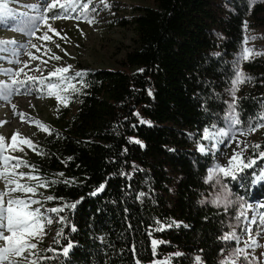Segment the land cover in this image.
Wrapping results in <instances>:
<instances>
[{
	"label": "trees",
	"instance_id": "trees-1",
	"mask_svg": "<svg viewBox=\"0 0 264 264\" xmlns=\"http://www.w3.org/2000/svg\"><path fill=\"white\" fill-rule=\"evenodd\" d=\"M151 2L136 6L130 22L135 37L121 66L88 67L83 77L87 87L70 94L67 107L55 108L50 133L38 134L33 141L37 150L31 149L23 159L35 165L42 178L58 181L40 187L45 210L84 197L74 209L52 213L54 232L43 255L49 259L40 264H136V259L150 264L166 258L170 264H194L201 249L206 264H219L232 247L218 239L227 232L226 213L199 203L213 155L198 153L196 140L213 122L202 104L223 116L224 101L231 99L226 91L231 86V62L244 39L243 22L249 24L262 7L250 8L247 0ZM213 52L221 56L213 57ZM241 68L252 77L238 96L246 125L250 117L264 113V60L244 61ZM73 83L81 87L75 77ZM135 112L152 126L139 123ZM129 137L145 146L130 143ZM257 144L259 148L253 147ZM173 148L176 151L167 150ZM261 151L264 136L246 148L244 157H259ZM69 156L74 159L69 161ZM262 169L264 158H258L242 174L241 189L251 201L264 198V181L251 184L252 173L258 175ZM71 178L76 183H63ZM101 183L105 189L89 195ZM48 195L57 199L47 201ZM173 221L181 223L158 230ZM153 239L164 241L155 256ZM68 240L74 247L67 257L50 250L61 249ZM177 251L185 255H170Z\"/></svg>",
	"mask_w": 264,
	"mask_h": 264
},
{
	"label": "rangeland",
	"instance_id": "rangeland-1",
	"mask_svg": "<svg viewBox=\"0 0 264 264\" xmlns=\"http://www.w3.org/2000/svg\"><path fill=\"white\" fill-rule=\"evenodd\" d=\"M247 1L249 2V0ZM42 2L43 0H11L4 4L10 15L0 17V40L15 39L18 43L15 56L10 52L0 51V81L10 82V76L5 70H11L12 74L15 75L16 70L22 69L23 71L20 72L18 79H24L27 76L37 78L35 83L29 81L26 86H21L19 92L14 90L9 98H0V136L5 138V143L11 142L10 138L13 132L19 133L20 137L30 138L33 142L38 134L46 132L37 126L36 121H40L50 128L55 108L60 103L54 96L49 97L47 94V83L57 82L56 77H47L48 72L57 67L71 65L69 74L75 77L76 71L85 72L88 67L121 66L125 53L130 50L135 37L130 22L136 6L152 3L151 0H83V2L89 3L90 8L96 9L95 13L80 15V11L83 10L82 4L77 5L78 11H72L71 8L67 10L56 8L49 13V16L54 14L58 18H50L47 25H38L35 36L18 31L15 21L32 13V9L28 7L29 5L41 4ZM47 2H51V0H47ZM252 6H260L262 10L256 17H252L247 30H245L244 37L255 38L249 39L246 45L243 39L240 53L245 46L257 52H264V0H252ZM89 19L92 20V23L88 22ZM48 25H51L56 32L50 31ZM45 33L51 37L50 40L40 39ZM32 45H36V47H32ZM4 47L10 48L11 45ZM29 53L32 56H29ZM255 59L264 60V55L251 58V60ZM16 61H19V63ZM42 78H46L43 83H41ZM245 85V82L239 85L237 96L242 92ZM239 127L241 130L234 129L232 135L225 137V141H231V143H224L223 147H219L212 154V163L218 161L226 165L234 149L236 151L243 149L244 156L246 152V148L243 147L244 144L250 145L258 142L264 136V127L257 129L255 132L248 131V124ZM233 136L235 139H233ZM237 140L240 142L239 148L237 147ZM20 148L23 150L6 149L4 154L24 159L31 148L27 145H21ZM18 171L27 173L30 169L21 166ZM223 179H225L231 190V199L235 201L227 212L223 206L217 207L210 203L217 192V189L212 187L214 181L206 183L200 197V200L206 199L209 201L205 204L212 205L226 213L227 232L235 229L236 236L239 238L238 241L229 240L232 247L225 252L223 259L239 247L244 249L248 254V258L245 260L243 256L236 257L237 264H264V223L261 222V218L264 217V207L261 206L264 205V198L251 201L243 194L240 183L237 184V187H233L231 185L233 181L228 178ZM21 182L35 183L30 181L27 176L22 178ZM4 187V178L0 177V191L4 190ZM40 191V188H38V192ZM38 192L33 198L40 201ZM12 195L24 198L31 194L16 192ZM237 196H242L244 199L237 200ZM7 198L5 197V202ZM31 207H40L45 216L52 220V223L48 224L45 221L42 233L33 241L38 245L36 250H32L36 252V256H28L26 252L24 257L17 258L21 259L23 264H29L30 260L44 255V245L48 244L56 222L55 216L43 208L41 201ZM253 220L255 223H253ZM253 240H255V244H253Z\"/></svg>",
	"mask_w": 264,
	"mask_h": 264
},
{
	"label": "snow or ice",
	"instance_id": "snow-or-ice-1",
	"mask_svg": "<svg viewBox=\"0 0 264 264\" xmlns=\"http://www.w3.org/2000/svg\"><path fill=\"white\" fill-rule=\"evenodd\" d=\"M46 4V6H44ZM82 4V11H80V15H88L89 13H95L96 9L90 8L89 3L83 2V0H51V2H47V0H43L41 4H32L28 7L32 9L31 14L24 15L18 18L15 22L17 25V30L30 36L36 35V28L38 25L44 24L47 25L48 20L57 19L56 15L49 16V13L52 12L53 9L59 8L61 10H67L69 8L72 11H78L77 5ZM107 6V5H106ZM252 6V0H249V7ZM10 15V12L7 11L6 6L3 4L2 0H0V17H6ZM67 18V17H65ZM89 23H92V20H88ZM244 29L247 30L248 22H243ZM48 28L52 32H56L55 29L48 25ZM255 37H244V43L247 44L249 39H254ZM42 40H50L51 37L45 33L40 37ZM7 45H11V47H4ZM59 46V45H57ZM32 47H36V45H32ZM18 43L15 39L10 40H0V51L10 52L13 56L17 54ZM32 56L31 53L28 54ZM213 57H220L221 53L213 52L210 54ZM264 55V52L254 51L252 48L247 46L243 47L242 52L238 53L232 60V68H231V80H230V88L226 91L230 95L231 99L228 101H224L226 104V109L223 112V116H219L216 113L210 111L207 104H202L201 107L205 112L206 116L213 120L212 123L207 124L203 130L202 134H200V139L196 140V151L201 155L207 157L209 154H213L219 147H223L224 143H231V141H225V137H228L233 134V130H241L239 126H242L244 121L241 119V112L239 111L240 106V98L237 96L238 87L240 84L249 81L252 79L250 74H246L242 68L241 63L244 61H249L253 56ZM35 58V57H33ZM56 59H60L59 57H55ZM19 63V61H16ZM71 69V65H65L61 67L55 68L53 71L47 73V77H56L57 82L52 83L48 82L47 94L49 97H53L65 107L68 106V97L70 94H76L81 92L82 87H87V83L83 80L85 75L84 71H76L75 78L78 84L81 87H77L75 83H73L74 77L69 74V70ZM7 74L10 76V82L0 81V98L7 99L10 97L12 92L15 90L16 92L20 91L21 86H26L29 81L36 82L37 78L32 76H27L24 79H18L20 72L22 69H18L15 72V75L12 74L11 70H5ZM142 71V70H141ZM46 78H42L41 83L44 82ZM43 90V89H38ZM151 95V92H149ZM134 116L139 118V123L147 124L152 126V122L150 120H145L140 117L139 112L133 113ZM39 128L42 130L49 132L50 129L47 125L43 124L40 121L35 122ZM218 123H222L224 126H218ZM255 125L254 127L252 125ZM264 127V113L260 114L258 117H250L248 121V131L255 132L257 129ZM243 134V133H242ZM190 138H194L195 134L187 133ZM233 139L235 137L233 136ZM10 143H5V138L0 136V177L4 178L5 187L4 190L0 191V264H23L21 258L25 256L27 252L28 256H36V252L32 250H36L38 245L36 242H33L36 238L40 236L43 231L45 221L48 224L52 223L50 218L45 216V213L41 211L40 207H31L32 205H37L40 203L39 200L34 199L33 197L37 194L38 188H48L51 184L58 183L57 180L53 179L48 181L42 178L39 173L36 171V166L28 163L20 157L5 155V150H23L20 148L21 145H27L33 151L37 150V145H35L30 138L20 137L19 133L13 132ZM130 143H135L144 147V143L135 137L128 138ZM204 141H208L207 144ZM240 142L237 140V147L239 148ZM244 148H248V144H244ZM255 148H259L260 145H253ZM168 151L174 152L176 149H167ZM264 158V151L259 152V157L247 159L243 156V149L240 151L233 150L232 155L229 157L227 164H221L218 161L212 163L206 169V175L204 177L205 183H209L210 181H214L212 183V187L217 189V192L214 194L213 198L210 200V203L214 206L220 207L223 206L224 210L227 212L229 207L232 206L235 201L231 199V190L228 184L225 182V179L228 178L231 181H241V186H243L244 176L242 175L245 169H251L256 162V159ZM69 161L73 160L74 157L69 156L67 158ZM21 166H26L30 169L29 172L18 171ZM57 175L63 176V173H58ZM120 175H127L124 172H121ZM25 176L28 177L30 181H34L35 183L29 184L21 182L22 178ZM264 181V169L260 171L257 175L255 172L252 173L251 184L255 185L258 182ZM63 183L70 185L76 183L75 178L64 180ZM105 189V183H101L98 187L94 189V191L90 192L89 195H97ZM21 192L25 194H31L21 198L19 196H13V193ZM145 195L144 193H140V196ZM5 197H8L5 202ZM84 197H79L76 201L68 204L65 203L60 207H53L47 209V212L50 213H59L63 212L66 208H75L76 205L82 200ZM140 197L138 196L137 199ZM47 201H53L57 199L53 195H48L44 197ZM63 199V198H59ZM244 197L237 196V200H243ZM206 199L200 200L199 203L205 204ZM264 207V205H261ZM239 218V216H238ZM207 219V218H205ZM65 217L60 216V221H64ZM261 222L264 223V217L261 218ZM181 222L173 221L171 224L160 225L158 230L163 231L164 228H171L173 226H179ZM253 223L255 221L253 220ZM159 225V221H157ZM184 227H188V225H184ZM72 231H76L75 225L72 226ZM57 235H60L58 232ZM220 240L229 241L234 240L238 241V237L236 236V230L233 229L231 232H225L222 236L218 237ZM164 241L153 239L151 241L153 255H156V248L159 244ZM255 244V240L252 241ZM58 243V241H57ZM74 242L72 240H68L66 245L61 249H50L51 251H59L63 254V256L67 257L70 253V250L73 249ZM224 249L221 248L220 252L224 253ZM201 254H197L193 257L194 264H206V262L202 258L203 250H200ZM171 256L180 257L185 255L179 251L170 254ZM243 256L245 260L248 258V254L244 251L243 248H236L233 252L229 253L223 260L219 261V264H237L236 257ZM49 259V257L39 256L37 259H33L29 261V264H40V261H45ZM136 264H141L139 259H136ZM150 264H170L169 259L158 260L153 259Z\"/></svg>",
	"mask_w": 264,
	"mask_h": 264
},
{
	"label": "bare ground",
	"instance_id": "bare-ground-1",
	"mask_svg": "<svg viewBox=\"0 0 264 264\" xmlns=\"http://www.w3.org/2000/svg\"><path fill=\"white\" fill-rule=\"evenodd\" d=\"M22 91V90H21ZM23 102V101H22ZM20 103V102H19ZM20 105V104H19Z\"/></svg>",
	"mask_w": 264,
	"mask_h": 264
}]
</instances>
